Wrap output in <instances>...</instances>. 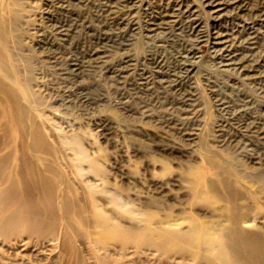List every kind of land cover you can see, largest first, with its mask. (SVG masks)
Listing matches in <instances>:
<instances>
[{
    "label": "rangeland",
    "instance_id": "1",
    "mask_svg": "<svg viewBox=\"0 0 264 264\" xmlns=\"http://www.w3.org/2000/svg\"><path fill=\"white\" fill-rule=\"evenodd\" d=\"M214 1L5 0L10 36L2 47L27 62L28 82L64 113L67 128L81 126L85 145L107 155L111 185L126 190L128 205L142 208L154 197L173 214L191 209L213 218L201 203L187 202L195 166L213 177L226 165L264 189V149L255 144L264 130V0H241L242 7ZM189 59L192 72L183 68ZM156 158L168 162L167 171ZM129 219L123 223L138 224ZM51 245L36 233L0 234V264L76 263V255L64 262ZM85 247L84 264H180L133 247L98 263Z\"/></svg>",
    "mask_w": 264,
    "mask_h": 264
},
{
    "label": "bare ground",
    "instance_id": "2",
    "mask_svg": "<svg viewBox=\"0 0 264 264\" xmlns=\"http://www.w3.org/2000/svg\"><path fill=\"white\" fill-rule=\"evenodd\" d=\"M5 5L0 0V234L36 233L52 241L64 262L76 255L75 264H84L79 252L85 246L98 263L117 261L111 250L123 257L133 247L180 264H264V189L242 181L226 165H217L213 177L198 171L197 166L191 168L187 202L201 203L197 207L213 215L211 219L199 220L197 211L191 209L173 214L162 209L161 200L154 197L142 208L128 205L131 200L126 190L111 185L107 155L99 147L85 145L81 126L67 128L64 113L49 108L47 94L28 82L26 61L10 56L2 47L10 36ZM236 5L244 3L238 0ZM148 59L160 64L157 58ZM192 61H186L183 68L191 71ZM48 94H54L52 88ZM240 102L248 108L246 100ZM246 114L256 122L251 109ZM257 134L255 144L264 149V130ZM167 163L162 162L166 171ZM123 218L138 224H124ZM182 221L188 224L172 227Z\"/></svg>",
    "mask_w": 264,
    "mask_h": 264
}]
</instances>
